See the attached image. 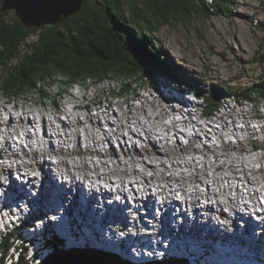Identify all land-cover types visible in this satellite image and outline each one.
<instances>
[{
    "label": "bare ground",
    "instance_id": "1",
    "mask_svg": "<svg viewBox=\"0 0 264 264\" xmlns=\"http://www.w3.org/2000/svg\"><path fill=\"white\" fill-rule=\"evenodd\" d=\"M180 73L183 74V72ZM162 86H164V88L166 89L164 91L165 93L162 91V89L159 90L157 89V91L161 94L160 97L163 101L167 100L168 98L175 99L179 105L181 103L182 105H184L186 111H188V109L194 106L195 100L189 97L186 98L185 94L187 93L188 88L190 87L198 88L197 85L191 83H182L181 85L180 84L175 85L174 83H172L171 85L170 84L168 85L164 82L162 83ZM143 97H145L146 100L155 101V99H153L150 95H148V97L147 96H143ZM242 97L246 98L245 96ZM76 98L77 96H75V98H72V100L75 101ZM81 98H83V96H81ZM222 98L227 99L230 98V96L224 95ZM138 99L140 103L143 102V107L139 108L138 107L140 105L139 103L137 105L135 104V106L132 104L129 105L127 103L128 106H130L129 109L133 107L134 109L129 110L127 112H123L121 114L116 113L114 115L113 113V116H115L116 118L115 120H110L108 119L107 116H105V115H109V116L112 115V113L110 112L112 110L111 108L112 106L110 104L108 107L97 108L99 110L95 112L96 115L92 114L91 117L89 115L90 119L88 118V116L86 117L83 115L84 120L81 119L82 117L81 114L77 113L75 116H73L74 115L73 113L74 111H80V110L85 111V113L89 112L91 110L90 106L87 105L84 107L80 105L70 106L69 108L72 110L71 112H73L72 113L73 115H72V120L70 117H67L68 122L62 121L61 119H55L56 114L54 110L53 111L54 122L58 120V122L62 125V132H60L58 126L57 127L55 126L54 122H51L52 118H49V121L48 120L46 121L45 119L46 123L47 122L49 123L47 124V127H50L53 130L51 133L45 134L43 139H39L38 137L35 136V140L39 147L43 146L44 149V142L45 141L47 142L46 151L45 149L43 150V152L36 151L37 158H41L43 155H45L42 161H46L48 165H51L52 163L46 158V153L52 152V153L66 154L62 146L80 142L78 141V137L79 140L82 137L80 136L78 127L84 126L83 130L85 131L86 139L85 141H82L81 139V142L85 144V151L89 152L91 155H96L97 157L101 158V160L96 159L98 162H95V159L91 160L92 162L90 164L92 165V168H90L88 162L82 166L83 169L89 170L91 174L89 177H86V179H91L95 186L90 187L88 184H85V181L73 178V179H69L71 185L69 187L66 186L65 189H61L56 186V185L58 186L61 185H59L57 182V176L53 175L50 172V168L46 167L47 166L46 163H41L40 160L37 161L36 159L33 158L32 162L22 161L21 163L17 164L21 168L25 169V176L27 177L30 176L28 171H35V170L42 171V175L39 174V177L41 178L35 176L31 180V182L34 184L36 181H38V183L36 184H40L37 198H31L29 202L31 203L32 209L35 208L37 211L51 210L53 212L56 206H60L65 209V215L67 216V221L64 223V225L71 239L75 241H80L85 245H87L88 243H90V238L94 237L92 244H97L98 240H100V242L104 243L106 246L115 248V250L132 257L133 248H137L138 250L143 247V245L140 244L139 241L137 240L138 234L134 240H131L129 237H127L128 240H123L121 242L119 240L115 241L118 232L126 231L124 224H122V227L120 228H115V224L118 222L119 219H121L123 215L122 209L118 207L115 212H112L113 217H109L107 214L104 215L100 211V208L96 205V197H97L96 191L100 190L101 188L100 181H104L105 177H109V176L111 177V179L107 180L109 181V183H107L108 185L110 184L112 185V183H114L122 191L124 189V185L129 183L131 185L132 184L139 185L137 190L142 189L144 193H149L150 195H152L150 186L157 188L162 193V195H166L170 193L171 197L173 195V191L171 190V188L177 187L176 189H179L184 193L186 197V203L189 205L190 208L193 209L199 208L201 205V202L199 200L204 198L208 200L218 199L220 200V205L223 202L226 203L231 208L236 209V206H238V208L240 209V206L242 205V200L245 199L247 196H249L252 199V202L254 203L258 201L259 195H264V174L260 175L259 173L260 171H263L264 173V167L262 168V166H260V170H256L255 165L257 163H252L251 160L248 161L246 157L243 156V152L246 151L244 150L239 151V149L241 148H238L237 146L236 147L231 146L230 142L225 141L226 136L224 135L225 133L223 134V131L225 129L233 130L235 133L236 132L239 133V131H244V130L253 131L252 129L254 128L257 130V127L254 126V123H252L253 122L252 116L249 115L248 114L249 111L245 109L246 103L248 101H246L245 103L243 102L245 100L234 98V102H235L234 105L242 108H236L232 106H226L222 108V110L219 111V114L214 116V118H216V120L219 123V127L217 126L216 128L215 125L214 128H211V132H209V130L207 129L208 123L202 122L200 117H195V110H192L190 113H188L186 117L181 121H177L175 118H173L174 110H169L168 107H163L162 105H159L158 108L161 107L159 109V111L161 112L157 113L155 110H152V113H150V111H147L144 108L145 104H147L146 100L143 101L142 98L140 97H138ZM158 102L161 101L158 100ZM1 109L7 111V107L5 105H0V111H2ZM100 109H103L104 116L98 115L99 113H101ZM243 110H245L244 112H246V114H244ZM58 111L59 110H57V113L59 112L61 113V111L59 112ZM26 112L25 113L23 112V114L20 113L17 114L18 115L17 118H19V121L22 124L24 123L23 127H27L30 124H36L37 123L36 116L33 118H31L30 116L26 117L24 116L26 115ZM6 113H7L6 115L9 116L8 119H9L10 128H12L13 123L17 122L16 121L17 118L13 117L8 112ZM188 115L189 117H187ZM234 115L235 117H233ZM42 116L44 117V115ZM224 117H226L225 119L229 118L230 120L227 122L224 119ZM232 117L233 119H231ZM86 118L87 121L89 119L90 121L89 124H91L92 128L97 130L88 132V127L86 128L87 125H85ZM166 119H168L169 121ZM249 119H250V124H252L253 128H251L250 127L251 125H249ZM257 119L259 120L257 123L260 124L261 130L262 132H264V119L262 118V116H257ZM103 120L113 122L114 126L112 127L113 129L111 130V133L106 132L107 130H105V128H102ZM124 120L127 123V126L124 124L123 122ZM3 121L4 119L1 117L0 123H3ZM128 122L129 124L133 125V127L130 126ZM243 124H245V129L242 127ZM1 128L2 127H0V137L4 139L3 149H6L7 153H9V155H6L7 157H5V159H16V160L21 159L20 153H16V154L13 153V151H16V146H12V144L9 143V131L3 132ZM102 129L105 131H102ZM190 129L197 130V132H195L194 135L191 136L190 139L191 142L192 141L200 142L202 141V138H204L205 140L208 141L217 140L218 143L222 144L221 145L222 147L220 148L214 147L206 150L208 153L210 152L213 155L214 159H210L208 155L206 156L204 154L205 150L203 151L200 148H193V151L204 154L203 160H197L194 157L188 159L186 157V154L188 156L189 154L183 153L184 146H181L178 143V137L181 131L185 133H189L188 131ZM98 131H101L103 136L101 139L99 140L97 139L99 141V145L97 146L96 143L93 141V139L96 137V132ZM253 132H257V131L254 130ZM238 133L236 134V136H238ZM111 136L123 141L124 156L122 158H120L121 157L120 155L116 154L115 150H111V151L105 150V152L101 149L99 150V147L102 143H105L107 139H112ZM20 138L30 140L33 139L34 136L28 133L27 136H23ZM137 138H139L142 141L146 140L147 138L145 144L143 145L144 147H141L142 150L136 146L137 143L135 139ZM52 139L54 140L56 139L57 142L61 144V147L57 148L56 146H54L55 143L52 142ZM251 140L253 139H249V141ZM174 141H176L175 145H174ZM171 142H172V146L170 144ZM239 142L240 140H238V143ZM128 143L129 144L131 143L136 147L130 150L127 145ZM156 143H158L161 146L159 147L158 145L156 146ZM166 147H170L171 150L173 149L172 147L175 148L177 147L180 149H176V150L174 149L172 152H170V155L168 156L167 153L165 152ZM230 147H232V149H230ZM100 148H105V144H103ZM147 148L154 149L153 158H155V160L152 161L154 165H149L146 163L147 161L153 159L150 157L152 153L149 152L150 151L149 149H148L149 151L146 150ZM217 149L221 151H217ZM129 150L130 153L128 152ZM230 150H232V152ZM223 151H229L231 153L230 155H225ZM249 151L250 150H248V152ZM74 152H79V148L77 149L75 148L74 151H70L68 149L67 154L69 155ZM233 153L236 155L235 157ZM162 154H164V160L168 159L170 162L173 163L172 166L175 167L174 169L170 168L169 163H166L163 160H161V157L163 156ZM26 155L29 156V154L27 153ZM245 155L248 156L249 154L245 153ZM172 157H175V159H173ZM106 158H109L111 160L108 161ZM112 159L114 160V162H112L113 161ZM258 159H255V162L260 161ZM178 160H181L182 162H179ZM125 161H127L128 163L125 164ZM133 161L137 162L135 166H133ZM174 161H177V163H174ZM77 162H79V160H77ZM61 163L65 168L70 166L65 161H62ZM140 164L144 165V166L141 165L142 168L144 169L142 170V172L145 173L147 177L141 178L140 176L131 175L128 178H126V175H128V171L131 169L134 171L133 168ZM6 165L7 164H4L2 167H0V176L2 175L7 176L5 173V171H7ZM199 165L201 166L198 167ZM45 167L46 169H44ZM147 167H150V169ZM157 168L159 174H154L151 172V169L154 171L157 170ZM181 168H186L187 171H182L180 170ZM125 169H127V171H125ZM162 169L163 171H161ZM208 170L212 171V174ZM219 170L220 173H218ZM134 172L138 173V171H134ZM168 172L170 173V176L166 177L165 173ZM238 173L241 174V176H239ZM257 174L259 176H257ZM113 176H116V179H112ZM121 176L125 177V179H121ZM175 180L178 182L176 185H174ZM241 181L244 184L243 187L248 189L247 191L243 189L239 190L237 183L239 182V184H241ZM198 183H204L205 185H207V191L204 192V190L199 189L197 187ZM0 184H2L1 179H0ZM86 192L89 195L90 192H92L89 198L83 197V195L86 194ZM231 192H234L233 196H229ZM245 192L247 193L245 194ZM66 193H68L69 195L67 198L65 197ZM119 193H120L119 190H112L104 194V197L107 196L109 201H112L115 198V195H118ZM23 194L24 193H18L16 199L21 198ZM192 196L194 197L192 198ZM125 201L127 202L128 199ZM65 204L67 205V207H64ZM147 205H148V209H153L154 204L149 205V203L147 202ZM170 209H171V205L169 201H166L164 203V206H162L161 208L162 210L161 219H163L165 223H169L167 224V229H168L167 237L168 239L173 240L178 235L180 243L181 245H183V247H185V250L189 252V254H192L193 252L191 256H195L196 255V254L194 255V253H196L195 251L197 249H200V247L202 248V245L203 248L205 249L204 254H206V251L210 249L208 245L210 244V242H214L215 240L214 236H216L217 238L223 234L222 235L223 244L227 240H232L231 238L226 236L227 232H224V230L227 231L231 227L229 223H227L226 226L223 227L222 231H219L220 227L218 225L220 222L218 221L219 219L217 218L215 219V217H218L219 214L213 213L214 211H217L216 208L214 207L204 208L207 211H209V213L205 217L202 216L204 215L202 213L203 210L192 211L194 217H188V215L186 214L187 216V217L185 216L186 221H192V224H195V226H197L198 228L197 230H199L198 234H192V235L189 234L188 236H182L181 231L180 230L177 231L178 229H176V227L173 226L174 224L171 219L173 214L171 213ZM222 212L223 211H221V214ZM247 213H249L248 210ZM244 216L245 219L243 220V224L247 226L246 227L247 230L243 232H238V229L235 227L233 232V234H235L234 239L238 242L245 241V243L247 242L250 246H253L255 249H257L260 246L264 247L263 222L257 218L251 217L250 214L247 215L245 214ZM208 217L212 220L214 224H216L215 226L214 224L212 225ZM2 218L5 221V225L3 227L5 234L8 235L9 233L7 231L8 228L10 230L13 229L17 230L15 221L14 219H12L14 217L13 215H11V213L3 214ZM196 220H199V222L197 223ZM84 226L85 228L83 229ZM0 229H1V225H0ZM171 229H173V231H175L177 235L173 236L172 234L173 232ZM105 232H108L110 234L111 239L106 238ZM19 235L23 237V232L20 231ZM86 235L87 238L84 237ZM224 236L226 238H223ZM112 238L115 241V243L112 241ZM27 240L31 241V237L28 238ZM197 241H199V243ZM176 242L178 241L175 240V242H170V243L173 244ZM21 246L24 247V245ZM224 246L227 249L230 248L226 244ZM197 255H201V254H197ZM198 258L199 259L197 260L200 261L203 257L200 256ZM197 260H195V263L200 264V262L199 263L196 262ZM133 264H141V262L139 259H137Z\"/></svg>",
    "mask_w": 264,
    "mask_h": 264
},
{
    "label": "clouds",
    "instance_id": "2",
    "mask_svg": "<svg viewBox=\"0 0 264 264\" xmlns=\"http://www.w3.org/2000/svg\"><path fill=\"white\" fill-rule=\"evenodd\" d=\"M253 23H255V27H258V25L261 22H259V21L254 22V20H253ZM262 24H264V23H262ZM166 54L167 53L162 54L161 59L166 61V64L168 65L169 64L168 61L165 60V58H164V56ZM262 57H264V55ZM169 66H171V65H168L167 67H169ZM172 66H173V68L175 67L174 65H172ZM174 70L176 72L175 77H177V79H174L176 82L170 81L168 79H164V77H158V76H167L166 72H163V71L161 72V74L156 75V78H155L152 85H150V82L148 79L139 80V82L140 83H144V82L146 83V81H147L149 83V85H147V87H146L148 90V93L146 96L148 97V95H150L156 101L160 100L163 107H168L169 110H174L173 111L174 112L173 118H175L177 121H181L182 119H184L186 117L185 115L182 116V114L180 113V107L181 106H182L181 112L182 111L184 112V109H185L184 105H182V103L179 105L175 99H173V101L170 100L169 103H167L166 100L163 101L160 97L161 94L157 91V89H159V88L161 89L162 83H164V82L168 85L169 84L171 85L172 83H174L175 85H178V84L181 85L182 84L181 82H183V81L179 80V78H181V76H179L176 69H174ZM263 78H264V75L262 76L261 79H263ZM157 79H163L164 81L158 82ZM179 81H181V82H179ZM259 82H257V83H259ZM257 83H254V84H257ZM83 84L82 83H76V84L71 85L70 87L74 86L76 92L88 91V87L84 86ZM254 84H252L251 86H253ZM75 85H77V86H75ZM208 86H205L202 88H206ZM164 90H165V88H162L163 92H164ZM188 90L189 91H187V93H186V98L189 97V98H193L195 100L196 105L198 107V110L196 113L201 114L200 119L202 120V122L208 123V126H207L208 128L209 127L214 128L215 125H216V127L217 126L219 127V123L216 120V118H214V116L219 114V111L222 108H224L226 106H232L235 104L234 98H232V97L227 98V99L223 98L220 100L219 104L212 110L211 113L206 114L205 109L207 108V105H206L205 101L203 100V96H201V97L198 96L195 93V88L194 89L188 88ZM143 91H144V89H143ZM116 93L117 94L112 95V96H115L116 99L121 98L118 95L120 93V91H117ZM78 97H80V96H78ZM69 99H70V97L66 101H68ZM78 99L80 100V98H78ZM121 99H123V98H121ZM136 100L138 101V98ZM10 101H12V104L10 107H9V105L5 104V106L7 107V111H8V113H10V115L17 118L18 113L14 107L15 106L14 102L18 101V99H14V100H10ZM246 101H248V100H245L243 102H246ZM260 101H264V99H262ZM260 101H250L249 100L248 102L256 103V102H260ZM248 102L246 103L245 108L248 107L247 106ZM166 104H167V106H166ZM98 110L99 109L95 108L93 111L97 112ZM3 111H5V110H2V112ZM91 112H92V109L90 110V113ZM156 112H158V110H156ZM3 113H6V112H3ZM113 113L110 116V119L112 118L111 120L116 119L115 116H113ZM6 114H0V119H1V117L8 119L9 116ZM115 114H116V112L114 113V115ZM95 115H96V113H95ZM62 116L63 115H61V117ZM36 118H37V123L32 124L31 128L29 126L23 127L22 123L19 121V118L16 119V121H17L16 123H13L12 128H10V125L7 122L0 123V127H2L1 130L3 132L9 131V140H12V141L16 140V151H13V153H15V154L20 153L21 154L20 155L21 159H18V160H16V159H5V157H7L6 155H9V153H7L6 149H3L4 148V139L2 137H0V141H1L0 142V151H1L0 152V160L5 159V160H3V164H0V167H2L4 164H7L6 165L7 171H5L7 176H3V175L0 176V179L2 181V184H0V225H1V229H0V260L3 262L2 264H17L21 257H24L28 264H47L52 259H54L57 262V259L63 255L64 256H75V257H81V258L83 256V258H91V256H85V255L78 256V254H70V252L73 250H75V251L76 250H85L86 248L93 249L96 251H102V252L104 251L106 253H109V254H112V255L118 257L119 259H121L123 261H126L130 264H133V262L135 261V259L133 257H130V259H125V256H123L121 252H119L113 248H110L108 246L106 247V245L103 244L102 242H100V240H98L97 244H92L94 237L90 238V243H88L87 245H85L84 243H82L80 241H75V240L71 239L69 237L67 230H66V227L64 225V223L67 221V216L65 215L64 211H62L60 213L57 206L54 208L53 212L51 210L37 211L35 208L34 209L31 208V203H29V202H30L31 198H37L38 193H39V185H40V184L32 183L31 180L35 176H38V178H41V177H39V174L42 175V171L41 170L40 171L39 170L38 171L37 170L28 171L29 175L31 177V180H29L28 177L25 176V169L21 168L17 164L21 163L22 161H27V160H29L27 162H32L33 158L37 160L36 151L43 152L44 149L46 151L47 142L46 141L44 142V149H43V146H41V147L38 146V144L35 140V136L38 137L39 139H43L44 135L48 133V130L50 128L47 127V123H46L45 118L43 116L40 117L38 115ZM51 118H52L51 122H54V115H52ZM61 120H62V118H61ZM166 120H168V119H166ZM227 120H229V119H227ZM56 121L58 123L59 130L61 131L62 125L58 122V120H56ZM62 121H65V118H63ZM128 124H129V122H128ZM129 125L133 127V125H131V124H129ZM113 126H114L113 122L103 120L102 128H105V130L111 132V130L113 129L112 128ZM80 128H82V127H79V130L81 131ZM188 132L189 133H185L183 131L180 132V135L178 137V143L181 146L188 147V148L199 147V148L205 150L204 151L205 154H206L207 149L214 148V147H216V148L222 147L221 146L222 144L218 143L217 140L208 141V140H205L204 138H202V141L196 142V143H198V146H195L190 141V139H191V136H193L194 133L197 132V130H191L190 129ZM28 133L33 135L34 138L30 139V140L25 139V142H22L21 140H23V139H21L20 137L27 136ZM238 137H241V136H238ZM238 137H235V136L230 137L229 140L227 139V142H230L231 146H237L238 145V140H237ZM111 138L112 139L106 140L105 148H102V150L105 152V150L111 151L113 149L116 151L117 155H120L121 157H123L124 156V151H123L124 143H123V141L116 139L115 137H111ZM260 138L261 137H256L255 139L248 141L247 143H244V145L248 147L247 149L250 150L246 154H249L250 157L252 156L253 159H258V158L264 157V139H263V144L258 145L256 143L257 139H260ZM137 140H138V143L136 142L137 147L139 145H140V147H144L143 145L145 144L147 138H146V140H143V141L140 140L139 138H137ZM250 142H255V143L250 145V147H249ZM175 144H176V141H174V145ZM127 145H128L130 150L134 148V145H132L131 143L130 144L128 143ZM54 146H56L57 148H60L61 144L59 142H57V140L55 139ZM158 146H160V145L158 144ZM83 147H85V144L82 143L81 139H80V142H76L73 144L62 146V148H63L64 152H66V154L65 153H52V152L46 153V158L51 163L58 165V167L53 169V171L56 172L58 177L61 179H65V178L68 179V182H66L68 187L71 185V183L69 182V179H73V178L85 181V184H88L89 186H95L91 179H86V177H89L91 174L88 173L87 170L83 169V167H82L84 164H86L88 162L87 155L81 156V151H82ZM140 147H139V149H140ZM75 148H79V152H74V153L69 154V155L67 154L68 149L70 151H74ZM187 150L189 153L196 155L195 151L190 152V149H187ZM230 151L232 152V150H230ZM26 153H28L29 156H27ZM223 153L226 154L227 152L223 151ZM207 155L209 156L210 159H214L213 155L211 153H207ZM75 156H80L79 162H77V158ZM43 157H45V155H43L41 157L42 160L44 159ZM90 158H91V160L92 159L101 160V158L97 157L96 155H92ZM172 158L175 159V157H172ZM106 159L108 161L111 160L109 158H106ZM184 159H186V158H184ZM62 161L67 162L70 166L65 168L63 166V164L61 163ZM41 163H46L47 164L46 167L49 168V165L46 161H41ZM127 163L128 162L125 161V164H127ZM136 163H137L136 161H133V166H135ZM260 166H261V164L257 163L255 165V169L260 170ZM46 167L44 169H46ZM180 170H182V169H180ZM125 171H127V169H125ZM50 172H51V170H50ZM262 174H264V173L262 172ZM108 179H111V177L110 176L105 177L104 181H100V184L104 185L103 188L108 186V184H107V183H109V181H107ZM121 179H125V177H121ZM110 183H112V182H110ZM177 183H178L177 181H174V185H176ZM238 184H239V182L237 183V185ZM112 185H114L113 187L115 190L120 191V193L118 195H115L114 199L116 201L108 203L107 202V196L104 197V192H102L103 194L102 193L98 194L99 192L97 193V191H96V193H97L96 205L99 208L101 207L102 201L100 200V198L103 196L102 199H103V201H105L104 203L109 205V206H104L105 209H109V208L111 209L110 206L112 204L116 203L117 207L123 208L122 210H124L125 212H127L129 210L132 213V215H133L132 216L133 226H131V227L135 228V231L136 232L138 231V232L136 234H133V237H130V239L134 240L138 234L137 240L139 241L140 244H143V242H146L143 238V235H145V234L147 235L148 243L146 245H144L141 249H138V250H137V248L132 249V251L134 250V253H135V251H138L137 254L136 253L135 254L139 257L142 256L141 257L143 259L142 261H144V259H146V260L149 259V261L152 262L150 264H155L157 262L163 264V263H167L168 261L175 262V260H176V261H181L180 264H196L195 260H197V258L199 256H202L203 258L199 261L200 264H220L219 262H216V259H218V258L216 257L217 255H215V253L219 254L222 250H228L230 248H240L239 246H243V250L248 251V252H251L252 249H253L252 252H255L257 250L253 246H250L247 242L246 243H245V241L238 242L226 233V236H228L232 240H227L223 244L222 243V235H220L217 238H216V236H214L215 240H214V242H210V244L208 245L210 247V249L208 251H206V254H204L205 249H203L202 244H201L202 245L201 252L198 251L199 253H194V255L196 254L195 256H191L193 254L192 253L189 257H186L185 255H183V253L181 251L178 252V254H177L176 252H174V250H178L177 248L185 249V247H183V245H181L177 233H175V231H173V229H171L173 232L172 233L173 236L177 235V237L174 238L172 241L175 242V240H177L178 242L173 243V244L171 243V245H170L171 247H169L170 249H167V242L170 240L167 237L168 236L167 224H169V223H165V221H163V219H161V215H162L161 208H162V206H164V203L166 201L170 202V205H171L170 210H171V213L173 214L172 216L175 217L172 219L173 224H174L173 226L176 227V229H178L177 231H179V230L181 231L182 236H188L189 234L190 235L198 234L199 230H197L198 229L197 226H195V224H192V221H186V219H185V216H186V214L188 215V213H185L186 211H184V214H185L184 215L183 211H179L177 208L172 207V205H173L172 202H174V201H176L178 203H183V204H185V206H188V204L186 203V199H182V198H186L184 193L181 190L176 189L177 187H172L171 190L173 191V195L171 197L170 193H168L166 195H162V193L157 188L150 186L152 193L156 192L160 196L159 199H164L163 205H160L158 203V201H160V200L157 198H156V201L153 203V200H154V198H152L153 194L151 195L152 200L148 201L146 196L149 195V193H144L142 189L137 190L139 185H134V184L131 185V184L127 183L126 185H124L123 191L116 184L112 183ZM197 187L201 190H204V192L207 191V185H205L204 183H198ZM239 187H241V189H243V190H246V191L248 190L247 188L243 187L241 184H239ZM139 191H141V192H139ZM93 192H95V191H93ZM18 193H24V194L21 198L16 199ZM246 193L247 192H245V194ZM91 194H92V192H90V195L86 192V194H84L83 197L89 198L91 196ZM233 194H234V192H231V194L229 196H233ZM135 198H138V199L135 200ZM127 199H128V201L126 202L125 200H127ZM202 200H204L205 202H203ZM134 201H137L138 203H142L145 207V210L143 208L139 209V208H136V206H133V204H131V203H133ZM199 201L201 202L202 205L207 204V206H208V204H211V207L216 208L217 211H214L213 213L219 214L221 211H223V212H226V214H227V211L229 209L231 210V207L228 206L226 203L222 202L220 205V200H218V199L208 200V199L204 198V199H200ZM147 202L149 203V205L154 204L153 209H148ZM206 202H208V203H206ZM213 203L216 205V207L213 205ZM242 206L243 207L247 206L250 210L249 213L241 211L243 213V215L250 214L251 217L257 218V219L261 220L262 222L264 221V195H259L258 201L254 202V203L252 202V199L250 197H246L245 199L242 200ZM155 208L157 211H154ZM102 209H104V208H101L100 211H102ZM5 213H11V215H13V217H14V221H15L17 230H10L9 228L7 230L10 233V235H12L11 237H13V238H8L7 234H5V232L3 230V227L5 225V221L3 220L2 217H3V214H5ZM178 213H180V214H178ZM157 214H159L160 217ZM206 215L204 214L202 216L205 217ZM188 217H190V216H188ZM244 219H242V222H241L243 227L245 226L243 224ZM224 220H228L226 223H229L228 218H225ZM185 222H186L188 230L182 229L183 224ZM196 222L198 223L199 220H196ZM175 225H177V226H175ZM229 225H230V223H229ZM218 226L220 227L219 231H222L224 226L221 223H219ZM242 228H238V229H242ZM151 230H155V231L158 230L160 232L159 233L160 235L152 236L150 234ZM20 231H22L26 235H29L31 237V241H28L26 238L21 237L19 235ZM127 235L128 234L126 233V231L125 232H118L117 233L118 238L115 240H117V241L119 240L120 242L123 240H128ZM7 238L9 239V250H6V252H4L2 250V244L5 241V239H7ZM223 238H226V237L224 236ZM108 239H111V237L109 236ZM151 240H153V241H151ZM113 242L115 243V241H113ZM151 242H154V244H150ZM197 242L199 243V241H197ZM21 243H24V244H21ZM225 244L228 245L230 248L227 249L224 246ZM21 245H24V247ZM97 245H99V247L102 246V248H104L105 250H103V249L99 250V249H94L93 247H90V246H97ZM200 249H201V247H200ZM10 250H11V253L9 254ZM141 251H143V252L141 254H139ZM197 254H201V255L198 256ZM8 256H9V258H8ZM161 257H163V258H161ZM238 257H241V255ZM238 257L236 258V260H234V262H238V259H239ZM130 260H132L133 262H131ZM177 263H179V262H177ZM141 264H148V263H146V261H145V262H141Z\"/></svg>",
    "mask_w": 264,
    "mask_h": 264
},
{
    "label": "trees",
    "instance_id": "3",
    "mask_svg": "<svg viewBox=\"0 0 264 264\" xmlns=\"http://www.w3.org/2000/svg\"><path fill=\"white\" fill-rule=\"evenodd\" d=\"M233 6L234 0H83L75 15L39 30L24 28L12 12H0V95L10 100L37 93L45 100L47 88L54 83L68 89L76 83L113 78L148 79L152 85L162 71L176 76L173 66L167 67L170 64L161 59L166 53L162 42L152 34L162 26L187 27L212 15L233 17ZM258 26L264 32V24ZM32 35L37 36L34 42L29 41ZM207 88V93H203L205 88H195L207 105L206 114L224 95L248 101L264 99V78L245 89L214 84ZM119 91L118 95L125 97L131 84ZM11 236L8 233L7 237ZM8 238L2 244L4 252L9 250ZM76 251L101 264H130L104 251ZM17 264L28 263L21 257Z\"/></svg>",
    "mask_w": 264,
    "mask_h": 264
},
{
    "label": "rangeland",
    "instance_id": "4",
    "mask_svg": "<svg viewBox=\"0 0 264 264\" xmlns=\"http://www.w3.org/2000/svg\"><path fill=\"white\" fill-rule=\"evenodd\" d=\"M232 10L235 12L233 13V17H228V16L224 17L222 15H212L208 19H199V20L196 19L193 23H191L187 27H184L181 25L178 26L174 24H170L169 26L167 25L162 26L159 28V30L156 33L152 34L154 38H158V40L162 42V48L167 53L164 56L165 60H167L170 65H174L175 66L174 69H176L179 75H182L181 78H179V80L183 82L181 81L179 82L195 84L198 86L197 88L198 90H200V88L202 87H205L211 84L219 85V86L227 85V86L234 87V88L245 89V88L250 87L252 84L257 83L261 80L262 76L264 75V57H262L264 55V32H262L263 30L259 26L255 27V23H253V20L254 22L259 21L261 23H264V0H234V6ZM143 39L148 41V39L145 37H143ZM36 40H37V36L32 35L29 41L34 42ZM153 47L156 48L154 45ZM1 72H2V67L0 65V78H1ZM180 72H183V74ZM166 75L167 76H158V77H164V79H168L170 81H175L174 79H177V77L169 73H166ZM157 81L162 82L164 80L157 79ZM126 84H131V91L126 96L124 95L125 97H122L123 99L121 98L116 99L115 96H112V95H115V93L119 91L120 89H122V87ZM83 85L88 87V91L76 92L74 86L69 87L67 89V88H63V85L59 83H54L50 87L47 88L48 94L46 93L47 98L45 100H42L39 94L37 93L33 95L29 94V96L25 94L23 96H20L19 98H13L10 100L18 99V101L14 102L15 104L14 107L17 110V113H20V114H23V112L25 113L27 111L26 115H24L26 117L30 116L31 118H33L35 116L37 117L38 115L40 117L44 115L46 121L47 120L49 121V118L52 117L53 111L55 110V114L57 115L55 116V119L62 118L63 120V118H65V121L68 122L67 117H70L72 120L73 114H74L73 116H75L77 113L81 114L82 115L81 119L84 120V116L86 117L88 116L89 118V115L91 117L92 114L93 115L95 114V112L93 111L95 107L96 108L108 107L109 104L112 106V107L110 106L112 108L110 112L111 113L116 112L119 114L134 109V107L129 109L130 106H128V104L129 105L132 104L135 106V104L137 105L139 103L140 105L138 107L139 108L143 107V102L140 103L138 102L139 99L138 101L136 99L140 97L142 98L143 101L146 100L145 97L143 96H146L148 93V90L146 87L147 85H149V83L147 81L146 83L145 82L140 83L138 80L134 82L130 79L120 80V79L107 78L101 83H94L92 81H88L86 82V84H83ZM162 88H164V86H162L161 89ZM189 89H194V88L190 87ZM205 90L206 91H204L203 93L209 92V88L206 87ZM75 96H77V98L75 99V101H73L72 98H75ZM81 96H83V98H81ZM69 97L70 99L66 101ZM78 98H80V100ZM10 100H7L5 97L3 98V96L0 95V105L7 104L10 107L12 104V101ZM151 101L152 100H146V103L148 105L145 104L144 108L147 111H150V113H152V110H155V111L158 110L157 113L161 112L159 111L161 107L160 108L158 107L159 105H162V103L156 100L152 102ZM74 105L76 106L80 105L83 107L86 105L90 106V108L92 109V112L90 113L89 111L85 113V111L80 110V111H74L73 113L71 112L72 110L69 107L74 106ZM247 106L248 107L245 109L249 111L248 114L252 116V120H253L252 123H254V126L257 127V130L255 128L252 130L253 131L255 130L257 132H253L251 130L249 131L244 130V131H239V133L238 132L235 133L233 130H230V129H225L224 131L223 130L222 131H223V134L225 133L224 135L226 136L225 141H227L228 138L233 137V136L235 137L241 136L237 138V140H240V142L237 145L238 148H241L239 149V151L241 150L246 151V152H243L244 153L243 156L246 157L248 161L251 160L252 163H259V164L262 163L261 166L263 168L264 158L263 157L259 158L258 160L260 161L255 162V159H253L252 156L250 157L248 155L249 156L248 157L245 155V153L248 152V149H247L248 147L243 144L247 143L249 139H254L255 137H260V136L264 137V132H262L260 128V124L257 123L259 121L257 119V116H262V118L264 119V101H260L256 103L248 102ZM232 107L242 108L236 105H232ZM57 110L61 111V113L59 111H58L59 113H57ZM100 110H101L100 111L101 113H99L98 115L104 116L103 109H100ZM244 111L245 110H243V112ZM0 114H6V113H3L2 111H0ZM244 114H246V112H244ZM61 115L63 116L61 117ZM105 116H107L108 119H110L109 115H105ZM187 117H189V115ZM195 117H201V116L200 114L195 113ZM233 117H235V115ZM233 117L231 119H233ZM225 118L226 117H224V119ZM3 119H4L3 123L4 122L9 123V119H5V118ZM89 119L87 121V118H86L87 122H85V125H87L86 128L88 127V132L97 130V129H93L91 124H89L90 123ZM227 119L225 120L228 122L230 119L229 120ZM123 122L127 126V123L125 122V120ZM54 123H55V126L57 127L58 126L57 121H55ZM47 124L49 123L47 122ZM22 125H24V123ZM249 125H251L250 127L253 128L252 124H250V119H249ZM242 127L245 129V124H243ZM83 128L84 126L80 128L81 131L79 129L78 131L80 132L82 141H85L86 137H85V131L83 130ZM207 129L209 130V132H211V127L209 128L207 127ZM52 130L53 129L50 128L48 130V133H51ZM102 131H105V130L102 129ZM60 132H62V130ZM106 132L111 133L109 131H106ZM237 133H238V136H236ZM102 136L103 135L101 131L96 132V137L93 139V141L96 143L97 146L99 145L98 140L101 139ZM263 139L264 138L257 139L256 143L258 145L263 144ZM78 141H80L79 137H78ZM135 141L138 143L137 139H135ZM52 142L55 143V140L52 139ZM196 142L197 141H192V143L195 146H198V143ZM254 143L255 142H250L249 147L250 145ZM103 144L105 143H102L100 147ZM170 144L172 146V142ZM157 145L158 143H156V146ZM100 147H99V150L100 149L102 150V148ZM139 147L140 145L138 146V148ZM172 148H173L172 150L170 147L165 148V152L167 153L168 156L170 155V152H172L174 149L175 150L180 149L177 147L176 148L172 147ZM187 149H190V152H194V151H193V147H190V148L183 147V153L189 154V156L186 154V157L188 159H190L191 157H194L197 160L204 159L205 153L202 154L199 152H195L196 155H193L189 153ZM230 149H232V147H230ZM146 150L152 153L150 157L153 158L154 149L147 148ZM217 151H221V150L217 149ZM128 152L130 153V150ZM226 152H227L226 154L224 153L225 155H230L231 153L229 151H226ZM207 153L208 152L206 151V154H205L206 156H207ZM82 155H87L88 164L90 168H92V165L90 164L92 162L90 158L92 155H90L89 152L85 151V147L82 148L81 156ZM162 155L163 156L161 157V160H163L166 163H169L170 168L174 169L175 167L172 166L173 163L170 162L168 159L164 160V154ZM233 155L234 157L236 156L234 153ZM75 157L77 158V160H79L80 156H75ZM3 160L5 159L0 160V164H3ZM39 160L42 161L41 158H37V161ZM154 160L155 158H153L150 161H147L146 163L149 165H154L152 162ZM178 161L182 162L181 160H178ZM95 162H98V161L95 159ZM112 162H114V160ZM174 163H177V161H174ZM141 165L143 164L137 165L136 167L133 168L134 171H138V173L134 172L131 169L128 171V175H126V178H128L131 175L140 176L141 178L147 177V175L142 172V170L144 169L142 168ZM200 166L201 165H199L198 167ZM147 168L150 169V167H147ZM181 169L182 171H187L186 168H181ZM161 171H163V169ZM87 172L90 173L89 170H87ZM151 172L154 174H159L158 168L157 170H154V171L151 169ZM210 172L212 174V171ZM262 172L263 171L259 172L260 175L262 174ZM218 173H220V170L218 171ZM238 175L241 176V174L239 173ZM165 176L166 177L170 176V173L169 172L165 173ZM257 176L259 175L257 174ZM112 179H116V176H113ZM36 183H38V181H36L35 184ZM241 185L244 186L242 181H241ZM237 186L241 190V187H239V184ZM189 192H192V191H189ZM68 196H69L68 193H66L65 197L67 198ZM193 197L194 196H192V198ZM209 220L212 224H214L210 218ZM84 228L85 226L83 227V229ZM23 237L26 239L30 238V236L26 235L25 233H23ZM84 237L87 238V235ZM90 247H93L94 249L105 250L104 248L99 247V245L90 246ZM10 253H11V250L9 251V254ZM70 254H78V256L83 255V254H80L79 251L76 252L75 250L71 251ZM196 262L199 263L198 260ZM52 264H101V263L93 257L83 258L82 256L81 258V257L63 255L57 259V262H52ZM163 264H180V263L170 262V263H163Z\"/></svg>",
    "mask_w": 264,
    "mask_h": 264
},
{
    "label": "water",
    "instance_id": "5",
    "mask_svg": "<svg viewBox=\"0 0 264 264\" xmlns=\"http://www.w3.org/2000/svg\"><path fill=\"white\" fill-rule=\"evenodd\" d=\"M83 0H3L0 12H13L26 29L52 27L75 15ZM56 262L54 259L47 264Z\"/></svg>",
    "mask_w": 264,
    "mask_h": 264
},
{
    "label": "built area",
    "instance_id": "6",
    "mask_svg": "<svg viewBox=\"0 0 264 264\" xmlns=\"http://www.w3.org/2000/svg\"><path fill=\"white\" fill-rule=\"evenodd\" d=\"M203 202H205L204 200H202ZM206 203H208V202H206Z\"/></svg>",
    "mask_w": 264,
    "mask_h": 264
}]
</instances>
